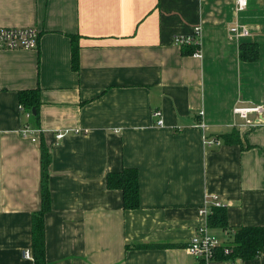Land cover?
Listing matches in <instances>:
<instances>
[{"label": "crops", "instance_id": "crops-1", "mask_svg": "<svg viewBox=\"0 0 264 264\" xmlns=\"http://www.w3.org/2000/svg\"><path fill=\"white\" fill-rule=\"evenodd\" d=\"M0 27L39 31L36 49L0 51V264H34L22 254L40 210L42 147L46 264H201L187 245L213 197L228 227H264V111L254 126L233 114L264 108V0L242 12L234 0H0ZM233 27L247 36L232 38ZM195 29L194 43H174ZM242 43L258 46L257 60L239 59ZM32 90L37 120L19 111V93ZM26 122L37 142L20 135ZM57 132L67 135L56 143ZM232 132L239 143L224 144ZM128 168L138 173L133 210L106 185ZM209 264H264V251Z\"/></svg>", "mask_w": 264, "mask_h": 264}, {"label": "trees", "instance_id": "trees-1", "mask_svg": "<svg viewBox=\"0 0 264 264\" xmlns=\"http://www.w3.org/2000/svg\"><path fill=\"white\" fill-rule=\"evenodd\" d=\"M239 59L241 61H255L258 58V46L254 43H242L239 45ZM73 66L77 68V50L72 51ZM39 91H23L19 93V102L27 110L34 111L32 115L38 119L40 106ZM224 144H238L237 133L222 136ZM50 154L45 147L41 150V185H40V210L32 215L31 221V252L34 264H46L45 262V229L44 215L50 210V194L48 188V168ZM108 189L122 192L123 208L133 210L138 208L139 182L136 169L128 168L121 172L109 173L106 176ZM207 226L210 229H220L229 237L225 246L221 245L215 252L214 261L233 263L234 261H250L259 258L264 251V227H228L226 209L214 207L212 214L207 216ZM140 247V245L138 246ZM230 249L225 255L223 248ZM204 264L203 261H200Z\"/></svg>", "mask_w": 264, "mask_h": 264}, {"label": "built area", "instance_id": "built-area-1", "mask_svg": "<svg viewBox=\"0 0 264 264\" xmlns=\"http://www.w3.org/2000/svg\"><path fill=\"white\" fill-rule=\"evenodd\" d=\"M234 2L237 12H242L247 7V0H234ZM229 34L232 38L239 40L247 36V31L243 27H233L229 30ZM197 36H199V29H195L194 35L175 37L174 43L179 47H185L194 43ZM38 39L39 31L33 27H0V51L33 50L38 46ZM193 55L196 57L201 56L200 51L195 52ZM19 111L27 119L32 117L30 110L25 109L22 104H19ZM263 111L264 108L261 106H236L233 109V114L242 120H245L247 124L254 126L260 124ZM200 115H202V112ZM249 115H255V122L248 120ZM152 119H154V124L156 126H162L163 123L161 120V113L159 111L152 112ZM198 127L202 129L205 128L203 124H199ZM19 133L22 137L29 138L32 142H37L38 137L36 134L40 133V130L38 128H34L29 122H26L19 130ZM66 135L67 132H57L55 134L56 143L63 140ZM218 144L217 139L204 137V145L211 147ZM210 206L224 208V204L216 197H213L210 202H205L203 207L199 210V215L203 217L205 224L196 229L187 245L188 254L199 261H203L204 264L213 262L215 252L221 246L219 239L209 232V228L207 226L208 209ZM223 252L227 255L230 253V249L224 247ZM22 255L24 259L33 260L32 253L29 250L24 251Z\"/></svg>", "mask_w": 264, "mask_h": 264}, {"label": "water", "instance_id": "water-1", "mask_svg": "<svg viewBox=\"0 0 264 264\" xmlns=\"http://www.w3.org/2000/svg\"><path fill=\"white\" fill-rule=\"evenodd\" d=\"M32 113H33V115H34V113H35V112H34V111H32Z\"/></svg>", "mask_w": 264, "mask_h": 264}]
</instances>
